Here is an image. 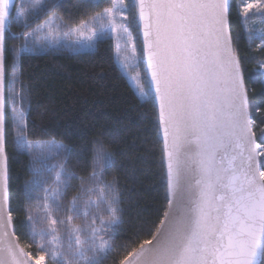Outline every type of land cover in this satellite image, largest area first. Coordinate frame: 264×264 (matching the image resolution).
<instances>
[{
	"label": "snow or ice",
	"instance_id": "6c2138e0",
	"mask_svg": "<svg viewBox=\"0 0 264 264\" xmlns=\"http://www.w3.org/2000/svg\"><path fill=\"white\" fill-rule=\"evenodd\" d=\"M107 4L74 27L57 14L56 0H0V264H45L46 256L50 264H264V101L246 85L232 31L239 21L249 41L259 33L256 49L264 50V0ZM43 15L48 19L36 24ZM13 23L22 31L13 32ZM38 34L51 49L94 48L111 36L131 87L152 103L166 203L154 218L138 217L126 235L119 179L112 175L117 153L104 143L118 141L98 134L85 179L71 168L70 145L30 138L35 121L21 61ZM253 71L264 77V63ZM10 138L32 165L18 209L11 207ZM73 179L80 184L68 200ZM14 212L23 214L16 223L36 246L35 258L19 243ZM80 216L85 224L73 225Z\"/></svg>",
	"mask_w": 264,
	"mask_h": 264
},
{
	"label": "trees",
	"instance_id": "16d2710c",
	"mask_svg": "<svg viewBox=\"0 0 264 264\" xmlns=\"http://www.w3.org/2000/svg\"><path fill=\"white\" fill-rule=\"evenodd\" d=\"M21 2L17 0L16 5ZM56 2L62 5L56 9L57 14L71 25L89 19L108 6L107 0H101L99 7L95 6L97 0ZM48 15L36 20V24L42 23ZM12 31L19 33L22 25L13 23ZM232 31L242 57L246 85L255 90L256 101H264V84L260 82L264 77L259 71H253L258 64L264 63V50L256 49L261 43L259 33H254L253 41H249L239 21H234ZM133 32L139 40L135 28ZM13 43L20 42L9 40L10 45ZM112 45L111 37H104L91 50L43 48L38 43L22 54L21 72L24 82L31 88L30 110L36 135L30 138L40 141L55 139L70 145L71 168L78 176L87 179L93 171L92 150L96 146L92 142L99 133H108L109 139L118 141L110 144L105 139L104 143L110 151L117 153L112 175L119 179L124 201L123 218L127 221L121 235H126L138 217L154 218L157 210L165 205V167L152 103L146 104L131 87L116 61ZM141 69L143 73V64ZM7 152L11 207L18 209L23 203L25 186L32 177V165L28 156L17 151L11 138ZM112 175L107 177L109 181ZM79 184V180H72L73 190L68 200L76 194ZM92 198H97L95 193ZM13 215L20 243L35 258L36 246L23 234L24 226L16 223L17 217L23 220V214L14 212ZM72 224L83 226L85 218L73 217ZM45 263L50 264L48 257Z\"/></svg>",
	"mask_w": 264,
	"mask_h": 264
},
{
	"label": "rangeland",
	"instance_id": "374dc122",
	"mask_svg": "<svg viewBox=\"0 0 264 264\" xmlns=\"http://www.w3.org/2000/svg\"><path fill=\"white\" fill-rule=\"evenodd\" d=\"M46 19H48V17L46 18ZM45 19V20H46ZM253 20H255L256 22H257V25L256 26H260L259 25V17H253ZM44 22V21H43ZM43 22L42 23H40V24H43ZM56 23H60V20H57L56 21ZM78 25V24H77ZM72 26H76V25H72ZM87 34V33H86ZM133 35L134 36H136V34H135V32H133ZM105 37H111V36H105ZM137 37V36H136ZM112 38V37H111ZM38 40H39V43L40 44H44V42L40 39V37H39V34H38ZM137 42H139V40H138V37H137ZM43 48H47V47H44L43 46ZM60 48H68V49H72V50H91V49H94V48H87V47H83V46H67V45H65V46H62V47H60ZM116 58V57H115ZM116 61H117V59H116ZM117 63H118V61H117ZM118 65H119V67H120V64L118 63ZM121 68V67H120ZM123 71V70H122ZM139 71L142 73V69H141V67H140V69H139ZM43 142V141H42ZM56 161H53V163H55ZM34 258V257H33ZM46 260H47V256L45 257V262H46ZM46 264V263H45Z\"/></svg>",
	"mask_w": 264,
	"mask_h": 264
},
{
	"label": "water",
	"instance_id": "95a60500",
	"mask_svg": "<svg viewBox=\"0 0 264 264\" xmlns=\"http://www.w3.org/2000/svg\"><path fill=\"white\" fill-rule=\"evenodd\" d=\"M14 3L16 4L17 3V0H14ZM140 38V37H139ZM146 70V69H145ZM159 127V126H158ZM161 140H162V137H161ZM162 147H163V143H162ZM162 156H163V152H162ZM163 164H164V167H165V162H164V160H163ZM166 181V180H165ZM17 236V235H16ZM19 243H20V241H19ZM20 245H21V247H23V245L20 243ZM25 251H27L26 249H25ZM28 252V251H27Z\"/></svg>",
	"mask_w": 264,
	"mask_h": 264
}]
</instances>
